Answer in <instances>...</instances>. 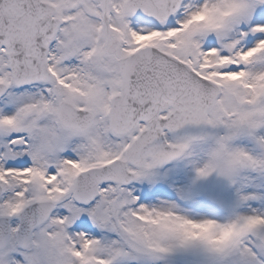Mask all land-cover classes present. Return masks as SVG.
<instances>
[{
    "label": "snow or ice",
    "instance_id": "snow-or-ice-1",
    "mask_svg": "<svg viewBox=\"0 0 264 264\" xmlns=\"http://www.w3.org/2000/svg\"><path fill=\"white\" fill-rule=\"evenodd\" d=\"M0 264H264V0H0Z\"/></svg>",
    "mask_w": 264,
    "mask_h": 264
}]
</instances>
